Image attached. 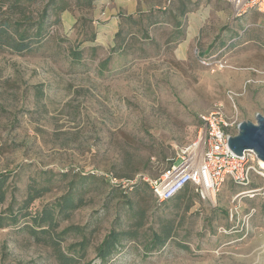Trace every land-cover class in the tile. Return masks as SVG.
Segmentation results:
<instances>
[{"label": "rangeland", "instance_id": "374dc122", "mask_svg": "<svg viewBox=\"0 0 264 264\" xmlns=\"http://www.w3.org/2000/svg\"><path fill=\"white\" fill-rule=\"evenodd\" d=\"M150 2L161 6L168 0L73 6L40 49L0 50V172H12L19 201L30 177L56 185L34 202L36 210L61 196L77 172L109 174L110 180L115 174L126 186L131 175L156 176L171 160L180 162L188 146L197 142L201 153L199 115L216 103L238 122L264 114L263 14L253 10L236 17L227 0H200L184 22L186 42L167 44L171 30L165 24L152 27L145 38L128 23L125 31L140 36L127 38L119 50L120 13L143 18ZM218 4L226 9L211 8ZM78 46L84 49L81 65L69 57ZM108 56L111 61L101 70ZM65 173L69 178L61 180ZM85 196L88 203L59 229L85 228L92 243L80 264H100L96 248L114 226L116 206L99 184ZM201 199L188 212L185 204L174 208L149 201L147 227L179 211V236L147 252L148 229L139 240L125 241L109 264H264V176L252 172L248 185L227 179L213 200ZM26 222L0 227V264H60L51 246L21 229ZM80 239L69 232L63 249Z\"/></svg>", "mask_w": 264, "mask_h": 264}, {"label": "trees", "instance_id": "16d2710c", "mask_svg": "<svg viewBox=\"0 0 264 264\" xmlns=\"http://www.w3.org/2000/svg\"><path fill=\"white\" fill-rule=\"evenodd\" d=\"M42 2L44 6L35 12L33 7ZM182 2V0H168L165 8L144 13L143 18L140 14L120 13V17L124 19L116 33V39H121L117 48L123 51L129 43L127 38L130 40L140 36L139 32L125 31L124 26L128 23L135 26L145 38L149 37L152 27L169 23L172 28L168 29L171 33L167 44H177L184 38V20L176 15L170 18L172 11L170 7ZM73 6L80 9H92L95 6V0H0V50L9 48L16 53H26L40 49L51 37L52 30L61 24L63 12L72 9ZM181 14V16L187 14L186 4H183ZM124 32L126 35H123ZM69 57L81 65L84 61V49L79 46L71 49ZM110 61L109 56L103 60L100 64L101 70L105 69ZM173 162L171 160L167 168ZM166 169L156 176L146 173H142L139 177L131 175L126 178L129 183L127 186L123 184V181L112 183L109 174L77 172L78 175L69 179L65 186L67 189L61 196L36 210L33 208L34 202L50 193L56 185L52 181L43 182L37 177H30L26 184L24 197L19 201L17 194L19 187L17 181H13L11 177L12 172H0V206L11 198L7 209L0 213V227L20 225L23 220L28 221L22 225L21 229L36 242L51 246L60 264H80L88 254L92 243L91 237L83 227L70 226L62 230L59 228L62 222L71 219L75 211L88 203L85 194L91 190L94 183L103 186L107 192V202L114 203L117 211L114 226L110 228L96 248L100 264H109L114 256L126 246L125 241L139 240L143 232L148 229L150 232L145 243L146 251L159 250L165 247L170 240H176L183 218L179 215V211L174 215H161L157 220V227L154 223L147 227L151 218L149 201L155 200L159 205L174 208L185 204V212H188L196 202V198L201 199L188 184L170 199L159 201L146 178H158ZM68 175L65 173L63 175L65 177H61V180L68 179ZM112 175L121 179L118 175ZM221 212L227 214V211L221 210ZM178 216H180L179 221H177ZM118 220H121L120 223ZM69 232L80 235L81 239L72 243L68 247L69 250L65 251L62 242ZM178 245L184 249L189 248L182 242Z\"/></svg>", "mask_w": 264, "mask_h": 264}, {"label": "built area", "instance_id": "2783aa9c", "mask_svg": "<svg viewBox=\"0 0 264 264\" xmlns=\"http://www.w3.org/2000/svg\"><path fill=\"white\" fill-rule=\"evenodd\" d=\"M227 1L236 17L253 10L264 15V0ZM219 64L224 66L222 61ZM229 95L233 99L234 94L231 91ZM199 117L203 123L201 153L196 152V142L183 151L180 162L174 161L160 177L146 178L159 201L170 199L188 184L195 187L202 199L213 200L227 179L236 184L248 185L252 172L264 176V168L261 167L254 150H247L243 155H237L231 150L228 141L237 133L240 122L228 116L223 103H216ZM111 182L120 181L111 177Z\"/></svg>", "mask_w": 264, "mask_h": 264}, {"label": "water", "instance_id": "95a60500", "mask_svg": "<svg viewBox=\"0 0 264 264\" xmlns=\"http://www.w3.org/2000/svg\"><path fill=\"white\" fill-rule=\"evenodd\" d=\"M228 143L235 154L243 155L247 150H254L264 161V114L257 113L255 121H241L237 133L229 138Z\"/></svg>", "mask_w": 264, "mask_h": 264}, {"label": "crops", "instance_id": "0c3cea01", "mask_svg": "<svg viewBox=\"0 0 264 264\" xmlns=\"http://www.w3.org/2000/svg\"><path fill=\"white\" fill-rule=\"evenodd\" d=\"M183 2L180 4H177L176 6H169L171 9H172V11H171V14H170V18L173 16V15H176V17H179L180 19H182V20H184V22H186V18L189 16L190 17V15L192 14V13H194L197 9V5H196V1L197 0H182ZM198 1H200V0H198ZM168 3H163L161 6H159V5H157L155 2H150V4L148 5V7H146V6H144L145 8L143 9V11L145 12V13H148V12H150V11H156L155 10V8L156 7H159V9L160 8H165V6L167 5ZM183 4H186V7H187V14L185 15V16H181L182 14H181V11H182V6H183ZM197 4H198V2H197ZM199 5V4H198ZM211 8H217V9H219V10H224V9H226V8H224V7H222L221 5H213V6H211ZM232 11H233V9H232ZM130 15V14H129ZM165 22L167 21V20H164ZM166 25V28H172V26L169 24V23H166L165 24ZM186 40H187V38L185 39V38H183V39H181L179 42H177L178 43V45H180V44H182V43H184V42H186ZM165 42H166V39L164 40Z\"/></svg>", "mask_w": 264, "mask_h": 264}, {"label": "bare ground", "instance_id": "6f19581e", "mask_svg": "<svg viewBox=\"0 0 264 264\" xmlns=\"http://www.w3.org/2000/svg\"><path fill=\"white\" fill-rule=\"evenodd\" d=\"M260 164H261V167L264 168V161L263 160H260Z\"/></svg>", "mask_w": 264, "mask_h": 264}]
</instances>
